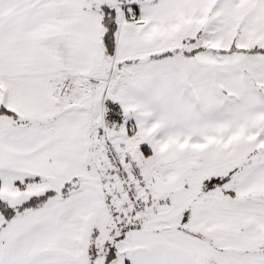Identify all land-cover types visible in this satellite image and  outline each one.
Segmentation results:
<instances>
[{"label":"snow or ice","instance_id":"snow-or-ice-1","mask_svg":"<svg viewBox=\"0 0 264 264\" xmlns=\"http://www.w3.org/2000/svg\"><path fill=\"white\" fill-rule=\"evenodd\" d=\"M0 264H264V0H0Z\"/></svg>","mask_w":264,"mask_h":264}]
</instances>
